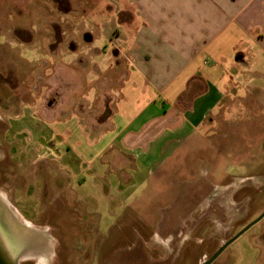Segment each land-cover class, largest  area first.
Instances as JSON below:
<instances>
[{
    "label": "rangeland",
    "instance_id": "rangeland-1",
    "mask_svg": "<svg viewBox=\"0 0 264 264\" xmlns=\"http://www.w3.org/2000/svg\"><path fill=\"white\" fill-rule=\"evenodd\" d=\"M108 3L0 0L1 232L9 247L24 233L40 236L29 247L35 254L32 264H58L57 238L49 233H57L53 228L66 244L62 258L72 260L66 264H101V254L108 256L106 264H200L212 247L217 249L264 213V67L258 66L259 74L241 75L240 85L170 157L144 163L136 173L128 166L124 176L83 165L79 174L68 172L65 166H76L78 158L59 143L43 110L54 112L61 103L79 100L60 92L63 78L76 68L73 55L65 53L90 40L85 29L104 23ZM89 52L84 50L87 58ZM78 70L90 73L85 67ZM84 93L82 103L88 108V102L101 101ZM70 110L67 116L73 115ZM9 153L15 160L3 161ZM22 153H27L28 167L17 160ZM38 155L44 161H36ZM40 168L46 184H59L56 192L41 196V181L14 179H31ZM187 234L198 245L205 236L212 242L192 261L174 257ZM81 248L80 254L73 253ZM154 248L161 257L170 254L169 259L154 262L158 257L148 252ZM88 251L91 257L84 256ZM29 258L17 253L19 264ZM215 264H264V218Z\"/></svg>",
    "mask_w": 264,
    "mask_h": 264
},
{
    "label": "crops",
    "instance_id": "crops-1",
    "mask_svg": "<svg viewBox=\"0 0 264 264\" xmlns=\"http://www.w3.org/2000/svg\"><path fill=\"white\" fill-rule=\"evenodd\" d=\"M108 1L104 23L85 29L90 40L64 52L76 68L90 71L75 68L63 78L61 95L79 100L54 112L43 108L59 143L78 158L76 166H65L71 173L83 165L124 176L128 166L136 173L170 157L240 85L241 75L264 67V0ZM85 90L101 101L88 108ZM46 185L49 191L59 186Z\"/></svg>",
    "mask_w": 264,
    "mask_h": 264
},
{
    "label": "flooded vegetation",
    "instance_id": "flooded-vegetation-1",
    "mask_svg": "<svg viewBox=\"0 0 264 264\" xmlns=\"http://www.w3.org/2000/svg\"><path fill=\"white\" fill-rule=\"evenodd\" d=\"M3 108L4 109H7V108H9L8 106H3ZM9 128L10 127H8V128H6L5 129V131H8L9 130ZM8 155V159H6V155L3 157V161H6V160H11V161H13V160H15V158H11V154L9 153V154H7ZM42 155H38V157H37V159H36V161H41V160H38V159H40V157H41ZM27 157V153H22V154H20L19 156H18V159L17 160H20V161H22V162H24V166L26 165L27 167L29 166V162H27V160H28V158H26ZM38 163H40V162H38ZM41 165H42V167H43V162L42 163H40V166L39 167H41ZM29 176H30V174H29ZM31 177H33V178H31V179H29V177H28V179L26 178V180H23L24 178L23 177H17V176H14V179L15 178H17V179H21V181H23V182H28V181H32V183L33 182H35V181H41V184H40V186H41V196H43V194L46 192V194H47V190H48V187H47V185H46V183H45V180H44V170L43 169H37L36 171H35V173H34V175L33 174H31ZM57 188H55V190L54 191H52V192H56L57 190H56ZM0 214L2 215V213L0 212ZM53 230L55 231H57V233H52V232H49V233H51L50 234V237H56L57 238V251H56V253H55V255H56V258H57V262H58V264H66V262H67V260H68V262L70 261V263L72 262V260L70 259V258H68V259H65V258H62V249L65 247V242H64V240H63V237L61 236V233H59L58 232V230H57V228H53ZM50 231V230H49ZM33 235H36L37 237H38V239H39V237L40 236H38L37 234H34L33 233ZM193 234H187V235H185V238L183 239V241H182V243L181 244H179V248H177V249H174V252H175V254H174V257L175 258H177L178 256H180V257H182L183 259H185V258H187L188 256L191 258V256H197L198 255V253H200L201 251H203L204 249H206L207 251H208V247H209V245L210 244H212V242H210V239H208V237H206L205 236V238H203V240L200 242V244L198 245V244H196V242H194L195 240H194V238H193ZM24 237V238H23ZM35 237V236H34ZM234 237V236H233ZM232 237V238H233ZM36 238V237H35ZM231 238V239H232ZM31 239V240H30ZM30 239H26V237H25V235H23V236H20V237H18L17 238V240H16V243H15V246H12L11 247V249H12V253H13V255L16 257V261H17V264H19L18 263V259H17V253L19 252V253H28V254H30V258L29 259H27L26 261L28 262L27 264H32L33 263V261L35 260L34 259V257L33 256H31V255H33L34 254V252H33V248H29L30 246L31 247H33L34 246V244L33 243H35V241L33 242V239L32 238H30ZM40 240V239H39ZM38 240V241H39ZM230 240V239H229ZM228 240V241H229ZM197 241V240H196ZM227 241V242H228ZM33 242V243H32ZM37 243V242H36ZM226 243V242H225ZM225 243H223L221 246H219L217 249H215L214 247H212L211 248V255H209L210 254V252L208 251L207 253H206V255H205V260L203 261V262H201L200 264H205V263H207V262H209L216 254H217V252L220 250V248L225 244ZM228 248V247H227ZM226 248V249H227ZM37 249V248H36ZM225 249V250H226ZM82 248L81 249H74V252L73 253H75L76 255H78V254H80V251L82 252ZM224 250V251H225ZM158 251V252H157ZM172 251L173 250H171L170 251V253H172ZM223 251V252H224ZM85 252H86V250H85ZM89 252V254L88 255H84V256H86V257H91V251H88ZM148 252H150V253H153L152 255H154V256H157L158 258L157 259H154L153 258V261L154 262H158L159 260H161V261H164V260H167V259H169V257H170V254H168V256H162L161 257V255L159 254V255H157L158 253H160V251H159V249L157 250L156 248H154L152 251H148ZM222 252V253H223ZM221 253V254H222ZM156 254V255H155ZM221 254H219L218 256H217V258H215L210 264H215V261L218 259V257L221 255ZM35 255V254H34ZM101 258V264H106V262L108 261V256L106 257V256H102V254L100 255V257H99V259ZM191 261H192V258H191Z\"/></svg>",
    "mask_w": 264,
    "mask_h": 264
},
{
    "label": "water",
    "instance_id": "water-1",
    "mask_svg": "<svg viewBox=\"0 0 264 264\" xmlns=\"http://www.w3.org/2000/svg\"><path fill=\"white\" fill-rule=\"evenodd\" d=\"M264 218V213L251 222L249 225H247L242 231H240L238 234H236L232 239H230L228 242H226L220 250L217 252V254L207 263L210 264L219 254H221L227 247H229L234 241H236L241 235H243L246 231H248L251 227L256 225L258 222H260ZM0 228V264H17L16 257L12 253L11 247L8 246V240L5 238L4 233L1 232Z\"/></svg>",
    "mask_w": 264,
    "mask_h": 264
},
{
    "label": "bare ground",
    "instance_id": "bare-ground-1",
    "mask_svg": "<svg viewBox=\"0 0 264 264\" xmlns=\"http://www.w3.org/2000/svg\"><path fill=\"white\" fill-rule=\"evenodd\" d=\"M27 227L29 228L30 231H32V228H31L30 225H27ZM32 233H33V232H31V233H24V234H25V237H26L27 240L30 239V237H32V239L36 237V235H32ZM34 236H35V237H34ZM30 240H31V239H30Z\"/></svg>",
    "mask_w": 264,
    "mask_h": 264
}]
</instances>
